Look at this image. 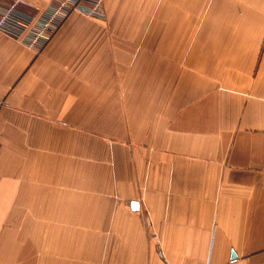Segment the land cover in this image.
I'll use <instances>...</instances> for the list:
<instances>
[{
  "label": "crops",
  "instance_id": "1",
  "mask_svg": "<svg viewBox=\"0 0 264 264\" xmlns=\"http://www.w3.org/2000/svg\"><path fill=\"white\" fill-rule=\"evenodd\" d=\"M103 1L0 32V264H264V0Z\"/></svg>",
  "mask_w": 264,
  "mask_h": 264
},
{
  "label": "built area",
  "instance_id": "2",
  "mask_svg": "<svg viewBox=\"0 0 264 264\" xmlns=\"http://www.w3.org/2000/svg\"><path fill=\"white\" fill-rule=\"evenodd\" d=\"M74 14L104 21L103 0H53L44 9L26 0H14L0 14V32L41 53Z\"/></svg>",
  "mask_w": 264,
  "mask_h": 264
}]
</instances>
